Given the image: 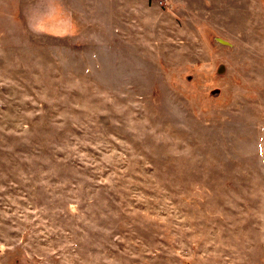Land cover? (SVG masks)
<instances>
[{
  "label": "rangeland",
  "instance_id": "rangeland-1",
  "mask_svg": "<svg viewBox=\"0 0 264 264\" xmlns=\"http://www.w3.org/2000/svg\"><path fill=\"white\" fill-rule=\"evenodd\" d=\"M0 264H264V0H0Z\"/></svg>",
  "mask_w": 264,
  "mask_h": 264
},
{
  "label": "built area",
  "instance_id": "built-area-1",
  "mask_svg": "<svg viewBox=\"0 0 264 264\" xmlns=\"http://www.w3.org/2000/svg\"><path fill=\"white\" fill-rule=\"evenodd\" d=\"M160 3H164L166 0H158Z\"/></svg>",
  "mask_w": 264,
  "mask_h": 264
}]
</instances>
